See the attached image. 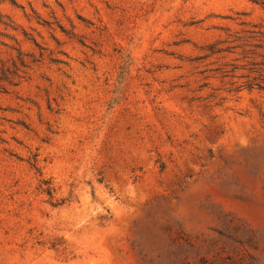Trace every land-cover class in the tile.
Returning a JSON list of instances; mask_svg holds the SVG:
<instances>
[{
    "label": "rangeland",
    "instance_id": "374dc122",
    "mask_svg": "<svg viewBox=\"0 0 264 264\" xmlns=\"http://www.w3.org/2000/svg\"><path fill=\"white\" fill-rule=\"evenodd\" d=\"M0 264H264V0H0Z\"/></svg>",
    "mask_w": 264,
    "mask_h": 264
}]
</instances>
